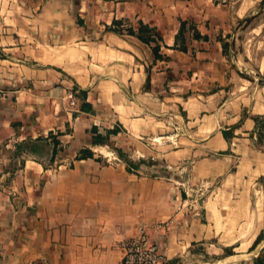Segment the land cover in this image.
<instances>
[{"label": "crops", "instance_id": "crops-1", "mask_svg": "<svg viewBox=\"0 0 264 264\" xmlns=\"http://www.w3.org/2000/svg\"><path fill=\"white\" fill-rule=\"evenodd\" d=\"M140 23L163 58L136 37ZM263 74L264 0H0V264H122L118 242L139 225L162 264H185L198 245L253 264ZM93 127L117 132L95 144ZM116 139L124 154L97 158ZM122 155L164 158L167 174L142 175ZM201 189L202 206H188Z\"/></svg>", "mask_w": 264, "mask_h": 264}, {"label": "rangeland", "instance_id": "rangeland-1", "mask_svg": "<svg viewBox=\"0 0 264 264\" xmlns=\"http://www.w3.org/2000/svg\"><path fill=\"white\" fill-rule=\"evenodd\" d=\"M246 20V24L248 22L247 19ZM119 26L116 28V30H119L118 29ZM128 29V27H127ZM127 31V30H126ZM127 33V32H126ZM262 78V83H264V75L261 76ZM75 107V105L73 106ZM169 121L171 122V125L172 124H175V119L174 117L172 119H169ZM140 141H143V142H151V140H149L148 138H144L143 140H140ZM134 143L135 140L131 141V146H134ZM103 145V144H102ZM155 145V144H154ZM173 146V145H172ZM148 147L151 148V146L149 145ZM124 144H123V140H119V139H116L114 141H111V142H107V146H104V148H98V150L100 151H93L97 158L99 157H102V158H105L107 159L109 162H112V161H115L113 160V157L116 156L117 157V152L116 151H120L121 154H124ZM83 151V150H82ZM82 151L77 155V157L81 156V153ZM101 152V153H100ZM127 152V150H126ZM150 152L152 153L153 152V155L156 156V146L154 148H151ZM165 153V152H164ZM105 156V157H104ZM154 159H151L150 156H147V157H144V158H136L134 157L135 161H133L132 159H129L127 156H124L122 155L121 156V159H128L134 163H137L139 160L141 163H143V167L142 168H139L140 172L142 173V175H146V176H152V175H158V176H162V175H166L167 174V163L165 162L164 158L161 159V157H153ZM168 159V158H167ZM169 160V159H168ZM163 161V162H161ZM153 165V166H151ZM163 169H166V171H163ZM171 172H172V169H170ZM187 172V170L185 172H183L181 175L185 174ZM172 174V173H171ZM174 176V175H173ZM188 188V187H187ZM207 190H198L196 192V197L193 195L192 197L190 196V199H189V204L188 206H202L203 204V200L205 199V193H206ZM200 218L202 220L203 223H207L208 222V219H206V217L204 215H200ZM248 232L246 230H242L240 233H239V237H241V245L243 243H246L248 240H250L252 237H249ZM247 246H244V247H241V250H244ZM203 246L201 245H198L194 248V250L196 251V254L194 257H192L188 262H186L185 264H202V263H209V264H216L217 262H221V261H217L215 260L217 256L219 255H214V253H212V255H209V254H204L203 250H202ZM212 252H213V248H212ZM230 264V263H228Z\"/></svg>", "mask_w": 264, "mask_h": 264}, {"label": "built area", "instance_id": "built-area-1", "mask_svg": "<svg viewBox=\"0 0 264 264\" xmlns=\"http://www.w3.org/2000/svg\"><path fill=\"white\" fill-rule=\"evenodd\" d=\"M67 99L68 106L72 108L76 103L73 91L67 93ZM114 158L117 157L114 156ZM157 227L166 230V222H159ZM118 246L122 251V264H162L164 261V256L158 245L149 240L145 225H139L137 232L130 237L121 239Z\"/></svg>", "mask_w": 264, "mask_h": 264}, {"label": "trees", "instance_id": "trees-1", "mask_svg": "<svg viewBox=\"0 0 264 264\" xmlns=\"http://www.w3.org/2000/svg\"><path fill=\"white\" fill-rule=\"evenodd\" d=\"M185 30H186L185 24H181L180 29H179V36L183 37ZM114 31H117V30H114ZM152 34H153V29L143 23L139 24V27L135 33L136 37L141 42L148 44V45H150V43H154V46L152 47V54H153L154 59L163 58V55H161V53L159 52L160 45L158 44V41L152 36ZM177 39H178V35H177ZM75 89H76V86L73 87V91ZM78 94L81 97H86V90H80ZM83 106L85 110L91 109V106L87 102H84ZM254 123L257 126V131H256L257 138L258 140H260L261 137L264 136L263 135L264 134V117L255 118ZM92 130L93 132H95V136L93 138L94 140L93 143L95 144L103 143L105 139L109 136V134H115L117 132V129H108L106 130V133H107L106 136H102V134L96 132L95 127H93ZM223 135L226 139H229L228 134L223 133ZM53 142L55 145H57L58 143L56 140H54ZM92 156H93V152L90 149L86 148L82 151L81 156H79V158H87V157H92ZM127 163H128L129 169L130 167H133L134 162L128 160ZM253 264H264V247H262L261 250H259Z\"/></svg>", "mask_w": 264, "mask_h": 264}, {"label": "bare ground", "instance_id": "bare-ground-1", "mask_svg": "<svg viewBox=\"0 0 264 264\" xmlns=\"http://www.w3.org/2000/svg\"><path fill=\"white\" fill-rule=\"evenodd\" d=\"M242 231V230H241ZM242 243V241H241ZM232 260V259H231ZM230 261V260H229ZM226 263V262H225ZM202 264H209V263H202ZM216 264H222V261L221 262H217Z\"/></svg>", "mask_w": 264, "mask_h": 264}]
</instances>
